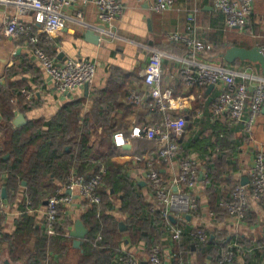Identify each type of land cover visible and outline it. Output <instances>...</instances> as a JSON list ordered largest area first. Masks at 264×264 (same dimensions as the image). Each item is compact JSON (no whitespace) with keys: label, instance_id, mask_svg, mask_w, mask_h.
<instances>
[{"label":"crops","instance_id":"0c3cea01","mask_svg":"<svg viewBox=\"0 0 264 264\" xmlns=\"http://www.w3.org/2000/svg\"><path fill=\"white\" fill-rule=\"evenodd\" d=\"M120 2L123 5V13L113 25V36L102 34L103 26L97 19L95 5L81 1L63 10L67 17L66 26L51 40L38 32L37 27L32 24L30 15L23 16L20 20L32 26L31 36L12 38L0 31V89L9 90L12 104L10 108L13 114L10 124H4L0 109V157L11 158L6 150L11 142L8 129L22 130L36 122H48L58 115L69 117L72 113L77 114L80 134L84 130L91 132L94 148L98 146L101 134L107 128L129 132L134 124H153L160 121L161 114L151 112L146 103L148 88L143 82L142 73L149 46L168 49V54L178 58L188 53L189 49L184 42L167 40V36L171 33L202 42L205 53L198 56V59H211L215 63L230 67L234 65V68L241 70L250 67L254 72L261 74L257 64L248 61L227 64L222 55L233 46L248 49L259 47L264 53V0H254L253 13L246 28L241 31L225 28L224 16L214 9L213 0H175L173 6L163 12H153L150 9L152 0H120ZM77 12L82 13V21L76 20ZM13 14L12 8L0 5V28L5 19ZM88 32H91L93 37L96 36V42H91V38L86 36ZM33 39L36 42L33 43ZM35 46L43 50L45 48L46 52L60 63L67 59L93 62L96 66L93 82L86 89L82 87L72 94L57 92L33 56L32 50ZM182 67L183 64L178 59L165 58L162 63L161 88L171 90L175 98L195 94L183 83ZM130 90L143 97L144 101L139 106L128 103L127 96ZM24 91L32 94L31 104L26 102ZM204 92L207 93L204 105L208 109L209 103L217 95L218 86L209 92ZM194 99H189L186 103L187 110ZM25 105L27 108L24 107ZM31 105L33 106L30 107ZM187 113L189 114L188 111ZM18 114L24 116L26 123L15 127L13 121ZM196 115L197 117L190 121L191 129L188 128L187 121L184 132L179 139L177 138L181 151L170 161H157L158 143L155 140L141 139L143 141L133 146L134 143L128 142L126 146L129 145V148L114 151L108 159L111 181L108 186L102 183L99 192L110 189L107 194L115 205L110 214L125 220L129 215L121 214L119 210L124 193L122 188L119 189V185L140 193L146 205H155L154 194L145 178L147 164L156 161L155 167L159 173L166 181H170L179 173L180 159L190 157L196 160L199 171V180L190 191V195L198 202V210L195 214L190 212L182 216L180 223L184 235L180 241L172 239L166 223L165 228L158 227L156 238H150L151 242L154 241V244L160 246L165 264H185L182 258L175 263L176 248L180 242L182 244L186 242L188 232L197 228L204 229L211 239L213 237L217 239L214 243L219 244L214 247L216 252L223 245L225 248L222 250L234 249V260L231 264H264V237L261 232L264 225V196L260 201L252 203L249 210L251 216L240 222L232 219L220 205V202L224 201L222 198L229 190L231 191L232 185L228 183L230 176L240 184L244 178L248 179L243 185L249 188L248 171L253 165L256 154L259 151L264 152V108L257 116L250 134L244 132L241 124L231 123L225 117L219 118L232 130L229 141L232 150L225 148L224 151L217 149L213 151L206 147L207 130L216 120L202 110H198ZM65 126L67 127V124ZM71 126L70 124L66 129H74ZM111 143L113 144V141ZM68 151L66 147L65 152ZM215 152L227 153V160L231 163L227 166L228 172L219 175L217 181H213L207 172L210 166L207 153L213 155ZM96 153L103 155V150ZM63 156L69 158L67 154ZM210 170H213L212 166ZM202 174H207L208 183L201 181ZM4 179L6 175L0 174V180ZM114 184L117 190L112 189ZM27 186V182L22 181L13 188L3 187L6 190V199L2 198L4 208L0 224L2 262L7 260L9 264L34 262L49 264L52 259L55 264H77L83 251L81 247H73L70 232L74 230L77 220L82 222L81 217L89 207L79 199H75L70 206L65 207L61 223H70L69 238L65 243L64 252L59 255L52 252L49 243L45 242L43 213L46 198L36 203L30 198ZM215 191L221 196L217 201L218 205L212 202ZM145 211L151 213L147 208ZM9 235H14V240L8 239ZM45 244L44 256L38 255L37 251H40ZM147 244L148 242L142 240L133 242L127 233L123 235L120 250L133 253L141 260V264H148L147 257L152 245ZM196 250L197 248L192 246V250L187 254L186 264H211L208 257L198 260Z\"/></svg>","mask_w":264,"mask_h":264},{"label":"built area","instance_id":"2783aa9c","mask_svg":"<svg viewBox=\"0 0 264 264\" xmlns=\"http://www.w3.org/2000/svg\"><path fill=\"white\" fill-rule=\"evenodd\" d=\"M79 1L95 5L97 19L103 26L102 34L113 36V25L123 13L120 0H0V5L14 10V14L5 19L0 31L12 38L31 36L32 26L20 20L21 17L30 15L32 24L37 27L38 32L51 40L66 26L67 17L63 10ZM174 1L152 0L150 9L153 12H163L170 9ZM213 7L224 16L226 29L241 31L246 28L253 13L254 0H213ZM75 17L77 21H82V13L77 12ZM167 40L184 42L189 51L185 56L178 58L154 46L147 48L148 62L142 73L143 82L148 88L146 103L151 112L161 114V120L153 124H134L128 136L123 132H116L112 136L113 144L121 148L128 144L130 138L155 140L158 143L157 161H170L180 153L177 138L181 137L188 121L186 103L189 99L195 98V94L175 98L171 90L161 88L162 63L165 58L178 59L182 62L181 76L187 89L204 91L211 85H214V88L218 86L217 95L208 105L210 116L214 120L225 117L231 123L241 124L244 132L250 134L257 116L264 108V75L254 72L250 67L241 70L234 68V65H231L232 68L215 63L211 59H198V56L205 53L202 42L198 40L177 33L169 34ZM32 41L36 42L35 39ZM32 52L54 89L61 94H72L90 85L94 80L96 66L93 62L67 59L60 63L37 46L33 47ZM200 94L199 92V97ZM23 95L26 102L30 104L33 102L31 93L24 91ZM127 97L131 105L139 106L144 101L134 90H130ZM155 163L156 161L149 162L146 168L145 178L155 197V205L150 206L149 211H159L160 217L171 232L172 239L178 242L183 235L180 223L182 216L190 212L195 214L199 207L198 202L190 195V191L199 180L196 160L182 157L179 162V173L170 181L162 177ZM105 173L106 168L100 167L89 177L74 169L66 174L64 184L45 199L43 231L46 237L56 236L65 207L70 206L75 199H79L86 207L101 205L99 188ZM248 178L249 188L237 183L232 188L230 199L220 202L236 222L245 220L252 203L260 201L264 196V152L259 151L256 154L248 171ZM201 181L209 182L207 174H202ZM1 191L0 185V224L4 208ZM66 234L68 236V233ZM190 236L201 244L208 240V235L202 228L192 231ZM234 254L233 248L221 250L216 264H231ZM117 259L120 264H141V260L130 252H120ZM147 262L165 264L158 244L150 247ZM0 264H3L1 257Z\"/></svg>","mask_w":264,"mask_h":264},{"label":"trees","instance_id":"16d2710c","mask_svg":"<svg viewBox=\"0 0 264 264\" xmlns=\"http://www.w3.org/2000/svg\"><path fill=\"white\" fill-rule=\"evenodd\" d=\"M159 49L166 52L168 50L160 47ZM44 50L45 52L47 51L45 48ZM49 54L50 53H48V55ZM237 62L240 61H236L235 63ZM192 91L195 93V99L191 102L187 110L189 112V129H191L192 125L190 121L196 116L198 110H202L206 115H210L209 110L206 109L204 105L206 103L205 96L207 94L204 91L207 92V89H204V91L193 89ZM199 92L201 93L200 97L198 96ZM10 97L9 90L0 89V109L4 124H10L13 118L10 108L12 106ZM19 100L21 101V97H19ZM27 105L24 107L27 108ZM32 106L33 105L30 107ZM76 118L77 114L74 113L69 117L58 115L48 122H36L33 125L26 126L22 130L21 128L16 130L12 129L11 131L8 129L7 133L9 132L11 142L6 150L11 158L6 159L4 156L0 157V174L6 175V179L0 180L1 187L13 188L14 185L26 181L31 196L30 198L38 203L64 184L65 176L70 170L74 169L80 172V174L89 177L99 170L100 167L106 168L102 183H106L108 186L109 181H111L109 177L111 170H109L110 163L108 159L114 154V151L123 150L122 147H116L111 143L112 136L116 132H123L128 136L129 132H127V130L107 128L103 130L98 146L94 148L92 145V143L94 144V140L92 139L93 134L88 130H84L82 134H80L81 130L78 127V118ZM66 124L67 127L71 124V127L74 129L67 130ZM207 131V148H211L213 151L216 149L224 151L225 148L232 150L229 146L232 130L229 125L224 124V120L218 119L214 121ZM128 141L131 144L134 143L132 144L133 146L136 145L135 143L143 140L130 138ZM66 147L69 149L68 152H65ZM101 150H103V155L96 153ZM66 154L69 156L68 159L63 156ZM88 154L90 155L88 156ZM207 155H209V164L213 167V170H210L209 166L207 172L210 174L213 181H217L219 175L229 170H227V166L231 163L227 160L228 155L224 152H215L213 155L207 153ZM228 183L232 185V187L231 191L229 190L222 198L224 200L230 199L233 186L239 182H236L230 176L228 178ZM120 188L124 190V193L119 210L121 214L127 213L129 216L125 220H122L121 218L115 217L114 214H110V211H113L115 206L113 200H111V197L109 198L107 194V191L110 189L101 191V193L99 192L102 201L101 205L98 207H89L84 216L81 217L82 223L85 228H87L88 233L83 240L81 246L83 252L77 264H120L117 255L121 252L120 246L123 242L124 234L128 233L133 242L142 240L148 242L147 245L151 246L155 242H151L150 238H156L158 227L160 229L166 227L165 221L159 215V211L145 213L146 208L149 210V207L153 205H146L140 193H135L130 189H126L125 186L119 185V189ZM112 189L117 190L115 184L112 186ZM214 193L215 196H213L212 202L218 205L217 201L221 196H218L217 191ZM97 214L98 216H96ZM250 216L251 214L248 212L245 220ZM120 224L124 225L123 230H121ZM69 225L70 223H60L56 236L51 238H46L45 236V242L47 241L49 243V248L52 252L59 255L64 252L65 243L69 238L66 236ZM190 234L191 232H188V239L185 240L186 242L184 244L180 242L176 248L177 255L175 263L182 258L185 260L186 264L187 254L192 250V246H194L197 248L198 260L208 257L211 260V264H216L220 251L225 248V246H220L221 248L216 252L214 247L219 244H214L217 242L215 237L211 239L208 236L207 242L201 244L194 239L193 236H190ZM98 236L101 238L98 239ZM10 238L14 240V235H9L8 239ZM45 247L46 244L40 251H37V254H42L44 256ZM50 260L49 264H55L52 259ZM31 264H37V262Z\"/></svg>","mask_w":264,"mask_h":264},{"label":"water","instance_id":"95a60500","mask_svg":"<svg viewBox=\"0 0 264 264\" xmlns=\"http://www.w3.org/2000/svg\"><path fill=\"white\" fill-rule=\"evenodd\" d=\"M86 36L91 38V42H96V36L93 37L91 32H88ZM223 60L227 64H233L236 61L244 62L248 61L254 64H257L258 67L261 70V74L264 75V53L261 51L259 47H252V48H244V47H238V46H233L228 48L224 54L222 55ZM148 60H146V63ZM85 89L88 87L87 85L84 86ZM214 88V85H211L207 88V92L211 91ZM26 123V120L22 114H18L16 118L13 121V124L15 127H20L23 124ZM130 146H123L122 148H129ZM248 179L244 178L242 180V184L247 182ZM1 197L3 199H6V190L5 188L2 189L1 191ZM172 221H174L173 218H171ZM121 230L124 229V225L120 224ZM262 235L264 237V225L262 227ZM88 233V230L84 227L83 223L80 220H77L74 226V230L70 232V236L73 238V247L74 248H80L82 245V241L86 237ZM3 264H9L7 260L3 262Z\"/></svg>","mask_w":264,"mask_h":264},{"label":"snow or ice","instance_id":"6c2138e0","mask_svg":"<svg viewBox=\"0 0 264 264\" xmlns=\"http://www.w3.org/2000/svg\"><path fill=\"white\" fill-rule=\"evenodd\" d=\"M117 141L120 142V141H119V138H117Z\"/></svg>","mask_w":264,"mask_h":264}]
</instances>
